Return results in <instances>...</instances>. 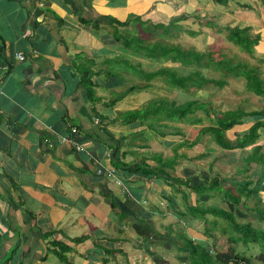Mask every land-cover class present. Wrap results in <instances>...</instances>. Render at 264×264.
<instances>
[{"label": "crops", "instance_id": "obj_1", "mask_svg": "<svg viewBox=\"0 0 264 264\" xmlns=\"http://www.w3.org/2000/svg\"><path fill=\"white\" fill-rule=\"evenodd\" d=\"M214 8L264 46L262 0H0V264H193L192 245L230 235L202 211L260 223L247 204H212L200 187L217 173L182 167L169 121L122 115L142 106H122L134 91L108 105L137 84L109 69L139 57L115 37L182 31Z\"/></svg>", "mask_w": 264, "mask_h": 264}, {"label": "trees", "instance_id": "obj_2", "mask_svg": "<svg viewBox=\"0 0 264 264\" xmlns=\"http://www.w3.org/2000/svg\"><path fill=\"white\" fill-rule=\"evenodd\" d=\"M262 1L264 2V0ZM215 2L218 4H225V0H215ZM206 24L209 27H214V30L217 33H221L222 31V33L224 32L227 34L226 37L231 43H234L242 51H245L248 54L253 53L254 46L258 45L260 40L258 35L252 36L249 33L248 28L240 29L238 27L231 28L230 26H226L222 30L212 22L207 21ZM172 32L179 33L181 32V29L176 31L173 26H166L162 29L160 36L170 35ZM115 38L118 41H121L125 48L131 50L132 54H143L145 57H149L153 60L162 59V61H171L186 67L193 66L194 70L185 76L178 75V72L175 69L168 66L159 67L156 70H150L148 72L137 70L140 71L139 75L145 80V82L132 85L127 92H123L119 97H117L118 99H114L112 104L109 103V106H113L117 101L122 99V97L131 91H142L147 89V87H149V82L155 78H160L173 87H181L183 89H187L188 85H192L197 88L206 84L216 85L219 88L226 85L225 78L215 80L202 76L200 71L202 67L224 69L228 74L226 77L237 78L241 76L245 80V85L249 92H252L259 97L264 96V79L261 78L260 70L256 66H249L244 62H234L230 58L215 59L212 56V53L204 54L197 52L194 49H185L180 45L172 43L156 42L146 44V40L141 38L123 39L120 36ZM136 40L137 43L134 44L133 42ZM125 64L129 67V69H134L132 72H136V64H130V61H127ZM210 105L209 102L200 103L197 100H186L182 103H176V101L159 98L144 103L139 109L127 111L122 115L127 117L130 121L140 120L147 123L148 126H153L154 123H159L160 121L178 122L180 120H187L197 109L204 110L205 114L208 116L210 113H213V118L210 119L212 125L203 127L200 130L199 137L204 134H210L211 141L215 142L218 148L226 151L238 149L243 152L247 149V147H251V150L248 152L247 157L244 160L245 165L243 166V170L239 172L240 174H247L253 164L260 165L264 168V154L261 152L262 147L260 145H255L256 141L260 137L259 130L264 129V111L253 110L247 112L240 108L235 110L220 111L211 108ZM250 119H254L255 122L250 125L246 132L235 135V139L233 140L226 136L228 131L232 130L234 127L245 124ZM193 121L199 122L202 121V119L197 118ZM196 143H198V141L194 140V142H192L189 146L192 147ZM203 156L205 155H202V157ZM167 175L171 181L180 182L179 178H175L169 174ZM217 176V182L213 185V187L210 185L211 187H200V189H210L216 192L223 202L228 201L235 205L247 204L243 198L246 197V199H250V193L254 190L249 189V187L253 184V182L248 180L242 184L241 182L236 181L234 185L239 186L238 190L240 194H232L225 184L229 181L222 178L220 174H217ZM228 184L232 183L230 182ZM261 184H263L264 187V181L259 180L255 189L257 196H259L261 191ZM220 191H223V194L220 193ZM206 192L207 191L202 192V194ZM205 211L207 212L202 211V217H205V215L209 213L216 217L227 219L231 223L233 230L237 232L238 235L235 236L230 234L227 237L215 238L211 245L212 250L210 253L206 252L204 248L197 244L192 245L190 249L192 252L191 255L193 264H252V262L255 261V257L249 258L246 255H240L237 250L238 244H241L245 245V247L247 246V251H253L254 248L252 247V244L255 243H258L261 246V248L258 247L261 253L258 260L262 261V264H264V234L260 232L261 234L258 236L254 228L249 225L239 224L235 221L233 214L226 213L223 209L213 208ZM258 212L260 211L258 210ZM260 213V216L263 219L264 211ZM222 232L225 233L224 230H222Z\"/></svg>", "mask_w": 264, "mask_h": 264}, {"label": "rangeland", "instance_id": "obj_3", "mask_svg": "<svg viewBox=\"0 0 264 264\" xmlns=\"http://www.w3.org/2000/svg\"><path fill=\"white\" fill-rule=\"evenodd\" d=\"M208 12V14L206 12ZM225 8L221 9H206L202 13V17H198L196 20L194 18L188 19L186 22H182L181 24L184 26V29L179 33H171L170 35L160 36V32L153 35H146L145 33L140 36L144 38L148 43H172L180 45L185 49H194L197 52L201 53H212V56L215 59H223L230 58L234 62H244L249 66H256L260 70L261 78L264 79V46L263 43H259L254 46V51L252 54H248L245 51H242L238 46L234 43H231L227 39V34L224 32L217 33L214 30V27H209L206 22L209 20L205 19L209 16H218V19H210L209 22L216 24L219 28L223 30L226 26H229V23L226 21L225 16ZM257 14V11H254ZM211 13V14H209ZM202 19V21H200ZM200 21V22H199ZM260 22L264 23L263 19H260ZM136 29H142V25L136 24ZM176 31L179 30L178 27H173ZM124 32L123 30H121ZM255 36V35H252ZM130 64H136V72L131 73L133 70L129 69V67L125 64L124 61L117 64L115 67H109L110 70H114L117 73H120L119 77L122 78L127 84H140L144 83L145 80L139 75L140 71L144 72L156 70L159 67L168 66L170 68L175 69L178 72V75L185 76L189 74V72L193 71V66L186 67L182 66L178 63H173L171 61H162L153 60L149 57H145L143 54H139V57H131ZM195 67V66H194ZM200 69V68H199ZM202 76L206 78H212L215 80H219L221 78H225L226 85L222 88L217 87L216 85H203L200 88L194 87L192 85H188L187 89H183L181 87H173L169 83L161 80L160 78H155L154 80L149 82V87L142 91L135 90L131 94H128L125 100L127 102L123 103L122 106L127 107H140L144 103H147L153 99H167L169 101H176V103H182L186 100H197L200 103H207L211 108L220 110V111H228L235 110L240 108L244 111H253V110H263L264 111V96L259 97L249 92L245 85V80L240 76L237 78L226 77L228 74L224 69H212L211 67H202L200 69ZM129 75L131 79L129 78ZM125 86V85H124ZM123 86V88H124ZM119 91H112V95H118ZM187 120H180L178 122H170L169 130H180V139L181 143L179 154H185V159H181L182 167H189L193 169L211 172V175L220 174L222 178H225L227 181L225 184H228L227 188L232 194H240L239 186L234 185L236 181L244 184L246 181H251L253 184L249 187V189L254 190L250 193V199L243 200L247 202V205L250 208H255V210H259L260 212L264 211V193H260L262 199L256 195L255 189L258 181H264V172L260 165H252V168L247 174H240L243 170V166L245 165L244 160L247 157L248 152L251 150V147H247L245 151L240 150H231L226 151L217 147L215 142H212L210 134H204L199 137L200 130L203 127L208 125H212L210 121L213 118V113H210L208 116L205 114L204 110L197 109L193 115H190ZM201 118L202 121L196 122L194 119ZM156 120V118H155ZM255 122L254 119H250L245 124L241 126L234 127L232 130L226 133V136L233 140L235 139V135L246 132L250 125ZM168 131V130H167ZM170 132V131H169ZM260 137L256 141L255 145H260L262 147L261 152L264 154V129L259 130ZM194 140H197L194 146L189 147ZM177 142V141H176ZM184 143V144H183ZM254 145V146H255ZM166 154L170 156L173 155L171 148L166 151ZM205 155L203 157H199L200 155ZM212 165V166H211ZM211 166V168H210ZM210 169V170H209ZM186 179V178H185ZM189 179H186L188 181ZM263 187V184H261ZM264 188V187H263ZM219 190V189H218ZM264 192V190H263ZM223 194V191H220ZM221 199L217 197L212 204H219ZM216 208V206H215ZM217 209V208H216ZM188 214V213H187ZM259 216L261 213H258ZM199 216V214H195ZM214 217V216H213ZM235 221H241L238 219L235 214L233 215ZM261 217V216H260ZM216 222L218 221H228L227 219H223L222 217H214ZM185 221L189 220L188 218H183ZM220 224V222H218ZM213 226V224L211 225ZM223 230L228 232V234L238 235L237 232L233 230L231 232V223H229ZM209 228L210 225H209ZM255 232L259 236L261 233L264 234V218L260 220V223L254 228ZM261 232V233H260ZM185 242V240H184ZM242 246V247H240ZM254 251H247L248 248L245 245L238 244V253L240 255H246L247 257H255L258 256V252L260 250L258 247L261 246L258 243L252 244ZM242 249V250H241ZM174 264L176 263L175 261Z\"/></svg>", "mask_w": 264, "mask_h": 264}, {"label": "built area", "instance_id": "obj_4", "mask_svg": "<svg viewBox=\"0 0 264 264\" xmlns=\"http://www.w3.org/2000/svg\"><path fill=\"white\" fill-rule=\"evenodd\" d=\"M17 57H18V59H20V60L23 59V56H22V55H18ZM112 172H113V171H106V170H103V169H98V173H99V174L106 175L107 177H110V176L112 175Z\"/></svg>", "mask_w": 264, "mask_h": 264}]
</instances>
